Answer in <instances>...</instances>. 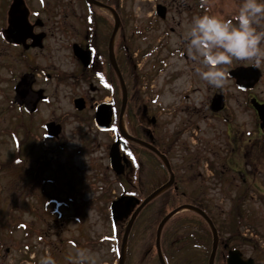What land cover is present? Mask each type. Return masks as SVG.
Wrapping results in <instances>:
<instances>
[{"label":"flooded vegetation","instance_id":"1","mask_svg":"<svg viewBox=\"0 0 264 264\" xmlns=\"http://www.w3.org/2000/svg\"><path fill=\"white\" fill-rule=\"evenodd\" d=\"M67 1V4L62 3L64 6L62 22L66 40L64 42L59 41V44L61 50L65 52L66 58L73 65L71 75H68L70 73L68 69L53 67L50 59L44 55L46 50L50 49L52 37H60L58 30L53 31L51 18H44L45 20L43 19L41 24H37L38 28L34 29L35 34H46L44 46L26 51L21 46H12L3 41L1 32L5 29L4 20L0 24V92L3 91L6 82H8L7 86L12 89L15 97V89L22 75L26 72L35 73L37 80L34 89L44 90L45 94L49 96V103H40L37 113L32 116H28L24 112L23 116L34 119L38 123L47 124L45 120L41 119L44 117L43 108H50L55 105L57 109L49 111L48 117L50 116L49 120H51L48 123H56L62 126L63 133L66 130L64 117L68 120L74 113L69 109H66L67 112L61 110L67 107L69 94L72 96L71 102L73 103L76 95L77 98L82 97L80 93L76 94V92L81 86L88 84L92 93L91 99L87 96L85 98L87 110H89L102 102L112 101L111 95L105 91H110L117 84L116 72L108 60V51L103 42L105 34H107L105 28L109 26L108 20L106 18L98 20V25L95 24V26H98L101 32H96L93 39L89 40L92 33L89 29L92 26L86 24L82 0ZM74 9L78 10L79 13L72 12ZM167 10L173 11V16L176 15L175 8L172 9L171 6L167 5ZM31 14L33 19L32 9ZM31 22L35 23L34 20ZM155 23L156 21H152L153 25ZM128 31L129 48L127 45L125 48L130 53L133 46L130 41V30L128 29ZM89 41L94 44L97 51L90 48ZM28 43H32V41L29 40ZM77 47L83 51V55H86L84 51L87 53L92 51L94 58L89 67H85L83 62L74 56ZM148 49L152 50V47ZM39 60H42V63ZM120 66L123 65L120 64ZM128 68L131 67H128V63H126L124 70ZM5 73L8 74L7 77H5ZM43 76H45L46 81ZM126 82L130 88L132 86L131 70H127ZM91 85H93L92 90ZM63 101H66L65 104H62ZM113 104L121 113V103L118 104L113 100ZM249 111L250 114H248L246 121H239L235 124L229 116L225 117V120L223 119L225 128L220 131L213 128L212 125V118H218L220 115L205 116V125L203 127L197 126L196 130L191 131L188 128L194 126L193 119L188 117V119L182 120L177 119V116L176 118L171 116V118L165 119L158 105L145 103L144 99L138 100L133 97L132 92L124 114V121L132 126L141 127L139 130L142 136L166 154L172 162V153L176 149V165L173 163L174 166H171V171L174 173L171 200L182 201L185 204L189 203L203 209L214 221L219 235V250L215 264H228L230 252L235 250L241 254L244 260L251 259L254 264H264L263 218H257L252 212L249 214L243 210L245 204H243V198L246 196L244 193H247V190L258 191L260 195L257 196V200L260 202H262L260 196L264 197V192L260 190L264 188V183L257 182L260 181L259 177L264 171V162H260L261 150L264 148V131L261 132L256 110ZM57 113L60 115L57 116ZM135 116L137 117L134 118ZM171 121H174L176 130V137L172 141L166 139L167 129L170 127ZM121 123V116H119V120L113 118L112 125L121 126ZM214 131L217 132V135ZM48 147L51 148V138H47L38 144L39 154L43 153V150L49 152ZM227 148L230 149L229 155ZM150 158L154 159L153 156L149 155ZM151 165L159 166L156 173L153 174L154 185L152 186L160 187L168 182L170 175L168 169L166 170L165 166L159 162ZM146 171L148 172V170ZM166 175H168L167 179H165ZM232 188H236V190L233 197L230 198L229 205H227L229 189ZM147 192H151L150 188H147ZM158 198L157 201L159 202L169 200L168 196H164V194H160ZM256 214L259 212L257 211ZM192 215L197 219L196 215L198 214L192 211ZM189 230L192 231L191 236L184 244L191 243L195 250L199 247L202 251H205L209 244H213L212 233L207 226L200 228L192 223L189 227H177L176 236ZM197 232L204 234V237L198 236ZM219 255L221 259H218ZM188 263L205 264L203 259H197L196 256L189 259Z\"/></svg>","mask_w":264,"mask_h":264},{"label":"rangeland","instance_id":"2","mask_svg":"<svg viewBox=\"0 0 264 264\" xmlns=\"http://www.w3.org/2000/svg\"><path fill=\"white\" fill-rule=\"evenodd\" d=\"M172 9H176V20L186 22L188 24L183 26H176V37L175 44L177 47L181 46L180 38L184 40V34L190 29L193 18L208 14L206 10L197 8V15L190 16L185 11L180 12V9L185 8L184 1L187 0H163ZM213 6L212 15L226 17L229 19L227 14H237L240 5L239 0H209ZM1 2V0H0ZM38 3V0H35ZM67 4V0H50L49 5L52 10L51 23H54L58 19H62L64 6ZM198 4V0H194ZM243 0L240 1L242 4ZM153 3L151 0H128L124 7H122L129 19L135 14L138 16L136 19H147L151 18L153 12ZM53 8V9H52ZM180 8V9H179ZM74 13H79L78 10H73ZM85 12V10H84ZM220 13V14H219ZM5 17V10L3 11V18ZM47 19V17H44ZM132 23V22H131ZM136 24V23H133ZM54 28V27H53ZM60 37H52L50 42V49L47 50L44 55L50 59L53 67L59 69L70 70L73 66L70 61L66 58L65 52L60 48L61 40H64L63 36L58 30ZM137 48H140L141 43H136ZM177 54V51H176ZM151 59L146 61V64ZM237 63L243 62L233 60ZM42 63V60H39ZM171 67L168 70H163L159 73H151L153 77L150 80H154V88L152 91L153 95H157L160 102L163 103L164 107L169 109H177L179 105L180 113L176 116L178 119H182L185 116L194 115L196 120L202 117L206 113L204 109L205 104L209 101L210 96L213 95L216 87L209 88L207 82L202 80L196 73V67L198 66L190 58L183 59L177 55L172 56L170 59ZM251 62H243L247 64ZM46 65V64H44ZM152 63L143 66L142 71L139 70L140 76L143 75V79L147 82L145 72L148 68L151 69ZM264 69V65L261 66ZM142 78V77H141ZM229 80L221 88H228L231 97V114L236 115V119H247L246 114H239L238 106L244 94L232 87ZM7 89V88H6ZM8 91V89H7ZM259 91H261L259 89ZM148 93V92H147ZM151 96V93L148 94ZM152 98V96H151ZM71 96H68L67 102ZM63 101L62 104H65ZM198 107V108H197ZM197 108V109H196ZM57 107L43 108L44 117L41 119L45 120L46 123L50 122L48 117L50 110H56ZM69 109L72 110L71 106L67 105L65 109H61L63 112H67ZM59 116L60 113H57ZM5 120L0 119V129H9L11 123L10 116H4ZM66 120V136L63 142L67 146L66 155L55 154L50 160L52 161L54 171H48L45 174L47 182L44 185V190L40 183L43 180V170L45 166H39V172L34 174L39 180L37 181L32 175L31 166H26L24 163L22 154L27 155V145L21 147L15 142V139H25L26 133L30 134L35 142L40 144L44 137L40 133H37L32 128L33 124H36L33 120L26 123L25 129H19L17 132L3 131L0 132V181L3 182L4 187L0 197H2V204L4 209V223H8L10 220L15 222V228L12 233H5V245L3 249H0V264H39L41 257L51 255L57 262V264H66L67 258H72L69 262L71 264H80L76 262L78 259V250L86 249L89 253V259L84 261V264H111L112 256L110 248L114 244H111L114 240L112 232V225L110 223V216L108 213L110 202L113 198V191L116 190L114 184L116 183L114 175L107 171V161L105 159V141L102 140L101 135L97 136L96 133H90L92 126L88 123V119L85 118L81 125L76 124L71 119L64 117ZM44 122V123H45ZM80 126L76 131L77 126ZM221 129V128H220ZM26 130V131H25ZM217 135V132L214 131ZM83 141V142H82ZM20 144V143H19ZM50 145V143H49ZM17 146V147H16ZM79 150V156L75 157L76 150ZM22 152V153H21ZM20 154L21 160L16 161L17 166H12L16 169L19 174L14 171H6L4 166L13 165L14 157ZM31 159V156H30ZM24 163V164H23ZM5 164V165H4ZM23 164V165H22ZM22 165V166H21ZM23 166L26 167L23 170ZM29 172V174H28ZM95 177V180H92ZM49 180H52L49 183ZM93 181V182H92ZM92 186V190H85L87 185ZM94 185V186H93ZM67 190H73L77 194L75 199L68 200ZM96 190V194L92 191ZM107 190V191H106ZM236 188L229 189L228 200L226 204L229 205L230 198L233 197ZM83 191V193H82ZM47 192V196L43 193ZM119 192V191H117ZM106 194L100 196V194ZM253 191L250 189L247 191V200L244 206V212L249 214L252 212L257 218H263L264 221V204L259 200L254 199L252 195ZM71 194V193H70ZM69 194V197L72 195ZM99 194V195H98ZM48 203H46V198ZM52 198V199H51ZM94 198V201L90 200L91 203L82 209V212L78 211L75 207L84 202ZM62 199L60 205L54 208V200ZM217 204L221 205L219 202ZM46 204V205H45ZM81 206V205H80ZM32 209L34 211H32ZM35 209L37 211H35ZM249 209V210H248ZM250 211V212H249ZM259 214H256V212ZM49 212H52L50 214ZM255 212V213H254ZM83 214L79 221H75L73 216ZM150 214V208H147L143 212V216ZM108 215V220L106 216ZM75 218V217H74ZM78 222V224H77ZM18 223L22 225L18 228ZM175 224V221L169 223L163 230L161 235V245L164 251L167 246V242L170 237L171 226ZM28 234V236H27ZM26 235V236H25ZM98 241L97 244H92V241ZM104 241V243H103ZM72 242L74 244H72ZM154 243V232L153 228L149 232L143 234V241L139 243V254L144 257L151 252L149 263L157 264V254L155 253ZM79 245V246H78ZM29 248V249H28ZM150 250V251H149ZM34 256L35 259L32 260ZM115 260V254H113ZM109 260V261H107ZM108 262V263H107Z\"/></svg>","mask_w":264,"mask_h":264},{"label":"clouds","instance_id":"3","mask_svg":"<svg viewBox=\"0 0 264 264\" xmlns=\"http://www.w3.org/2000/svg\"><path fill=\"white\" fill-rule=\"evenodd\" d=\"M207 2V0H203ZM187 55L198 66L196 73L208 85L222 88L233 60L264 65V0H243L232 19L205 14L193 18L184 34ZM80 264L89 259L88 250H78ZM39 264H57L47 255Z\"/></svg>","mask_w":264,"mask_h":264},{"label":"water","instance_id":"4","mask_svg":"<svg viewBox=\"0 0 264 264\" xmlns=\"http://www.w3.org/2000/svg\"><path fill=\"white\" fill-rule=\"evenodd\" d=\"M14 10H15V7H14ZM14 27L16 26H23L24 24L23 23H20L18 24L19 22L23 21L25 24H27V17L20 14L19 17L15 16L14 17ZM13 32V30H12ZM215 103L216 105L219 107L221 106L222 104V100L221 98H218L215 100ZM118 158H117V154H115L114 152L111 153V163H112V169L115 170L118 174H121L122 173V166H117L118 165ZM121 202H125V207L127 208L128 212L134 208V205L136 204L135 200L132 198H127V199H123ZM120 202V203H121ZM119 203V204H120ZM119 204L117 203V206H119ZM115 207V205H113ZM162 226L163 224H161L160 228H159V232H158V239H157V242H158V249H159V253H160V245H159V239H160V231L162 229ZM129 229L126 231V234H125V237H124V245L125 243L127 242V236H128V233H129ZM216 234V233H215Z\"/></svg>","mask_w":264,"mask_h":264},{"label":"trees","instance_id":"5","mask_svg":"<svg viewBox=\"0 0 264 264\" xmlns=\"http://www.w3.org/2000/svg\"><path fill=\"white\" fill-rule=\"evenodd\" d=\"M6 168L8 167V168H12V166H5ZM120 233H122V231L120 232ZM120 237H121V235H120Z\"/></svg>","mask_w":264,"mask_h":264}]
</instances>
